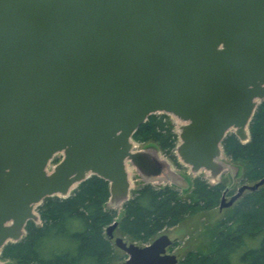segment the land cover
<instances>
[{
    "label": "water",
    "instance_id": "95a60500",
    "mask_svg": "<svg viewBox=\"0 0 264 264\" xmlns=\"http://www.w3.org/2000/svg\"><path fill=\"white\" fill-rule=\"evenodd\" d=\"M262 101L264 0H0V255L46 198L91 176L109 182L116 210L132 197L128 165L180 186L133 139L153 114L181 121L176 156L216 183L230 168L224 139L247 143ZM262 186L225 191L220 210ZM118 227L105 233L127 255L119 264H179L166 233L143 245Z\"/></svg>",
    "mask_w": 264,
    "mask_h": 264
},
{
    "label": "trees",
    "instance_id": "16d2710c",
    "mask_svg": "<svg viewBox=\"0 0 264 264\" xmlns=\"http://www.w3.org/2000/svg\"><path fill=\"white\" fill-rule=\"evenodd\" d=\"M249 131L247 143L230 132L222 145L228 158L245 163L242 182H257L264 177V101L258 105ZM133 139L156 143L181 166L175 154L179 137L167 114L149 116ZM57 161L55 158L54 163ZM194 180L188 198L173 185L142 181L120 212L108 207L109 182L91 176L66 198H46L38 207L40 222L30 221L26 236L5 245L0 258L14 264H112L117 248L105 231L118 217L119 232L144 245L198 211L218 206L224 185L211 184L200 176ZM179 264H264V186L246 192L218 222L209 248L188 251Z\"/></svg>",
    "mask_w": 264,
    "mask_h": 264
},
{
    "label": "rangeland",
    "instance_id": "374dc122",
    "mask_svg": "<svg viewBox=\"0 0 264 264\" xmlns=\"http://www.w3.org/2000/svg\"><path fill=\"white\" fill-rule=\"evenodd\" d=\"M170 117V120L175 125V130L178 131V126L181 123L180 120H178L173 115H168ZM153 149L157 151L161 158L166 160L170 166V170L173 173V176L178 178H183L180 182V186L176 187L180 190L181 195L183 198H188L192 196V190L194 186V179L197 177H205L208 178L209 182L213 184V179L210 178V174L208 172L202 171L200 173L194 174L190 170V168L186 165H184L179 159V162H181V166L178 167V165L171 160L168 156H166L158 147L156 143H138L137 142V149ZM60 154H57L55 158L57 160L61 159ZM222 161H224L226 164L230 166V168L225 171L219 178L215 179L217 182L222 183L224 185V192L227 191V201L229 198L234 194L243 184H253L254 181L249 182H242L243 173L245 171V163L241 160H234L230 159L226 156H223L221 158ZM128 168L130 170V179L132 181V195L135 189H137L141 184L142 180L137 174L136 170L128 165ZM163 183V182H162ZM174 185L173 182L169 181V183H163V185ZM162 185V184H158ZM162 185V186H163ZM223 192V193H224ZM232 192V193H231ZM244 196V195H243ZM242 196V197H243ZM242 197L240 199H242ZM238 199L237 201H239ZM222 196L220 199V203L216 208H213L211 210H201L197 213L185 218L179 225L173 228L165 229L158 235H156L151 242L161 234L166 233L168 238L171 240V244L168 246L167 252L169 254H177L178 257L181 258L191 250H206L209 248L211 241H212V234L214 232V229L218 222L226 215L228 214L235 206L237 201L230 207H225L220 210V204H221ZM121 212V210H120ZM119 217L115 220L118 221ZM112 224V223H111ZM109 226V225H108ZM107 226V227H108ZM116 235L129 238L128 235L125 233L119 232V227L115 232ZM150 242V243H151ZM149 244V243H148ZM127 258V255L117 249L116 259L113 261L112 264H119L122 263ZM8 264H14L11 260L5 261Z\"/></svg>",
    "mask_w": 264,
    "mask_h": 264
},
{
    "label": "bare ground",
    "instance_id": "6f19581e",
    "mask_svg": "<svg viewBox=\"0 0 264 264\" xmlns=\"http://www.w3.org/2000/svg\"><path fill=\"white\" fill-rule=\"evenodd\" d=\"M128 172H130L129 168H128Z\"/></svg>",
    "mask_w": 264,
    "mask_h": 264
}]
</instances>
